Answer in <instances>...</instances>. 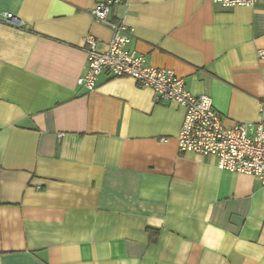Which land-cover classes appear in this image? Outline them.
<instances>
[{"label":"crops","instance_id":"obj_1","mask_svg":"<svg viewBox=\"0 0 264 264\" xmlns=\"http://www.w3.org/2000/svg\"><path fill=\"white\" fill-rule=\"evenodd\" d=\"M101 0H0V264H264V185L181 153L184 109L128 78L92 91ZM129 48L207 95L225 127L264 114V0H125Z\"/></svg>","mask_w":264,"mask_h":264},{"label":"built area","instance_id":"obj_2","mask_svg":"<svg viewBox=\"0 0 264 264\" xmlns=\"http://www.w3.org/2000/svg\"><path fill=\"white\" fill-rule=\"evenodd\" d=\"M223 8L251 7L257 0H210ZM125 0H101L90 15L99 24L111 30V39L105 52L96 49L92 37L85 38L88 47L87 71L77 79V85L92 91L99 75L128 78L139 88L150 90L163 102H173L184 109L183 121L177 135L181 153H193L203 158L216 159L221 171L250 176L264 185V114L256 124L235 123L225 127L207 95L194 96L186 90L185 83L170 69H157L146 65L145 57L131 50L132 31L123 19L111 22L113 7ZM0 24L26 29L15 15L0 9ZM264 60V51L257 53ZM264 108V106H263Z\"/></svg>","mask_w":264,"mask_h":264}]
</instances>
